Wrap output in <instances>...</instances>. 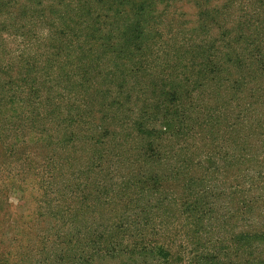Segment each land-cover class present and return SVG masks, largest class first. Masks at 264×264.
I'll list each match as a JSON object with an SVG mask.
<instances>
[{
  "label": "rangeland",
  "instance_id": "obj_1",
  "mask_svg": "<svg viewBox=\"0 0 264 264\" xmlns=\"http://www.w3.org/2000/svg\"><path fill=\"white\" fill-rule=\"evenodd\" d=\"M262 28L264 0H0V81L11 83L0 97V264H137L73 237L125 220L127 243L182 251V264L212 250L188 238L186 199L221 213L246 195L264 201ZM57 53L58 86L41 85L55 99L48 118L29 65L45 75Z\"/></svg>",
  "mask_w": 264,
  "mask_h": 264
},
{
  "label": "trees",
  "instance_id": "obj_2",
  "mask_svg": "<svg viewBox=\"0 0 264 264\" xmlns=\"http://www.w3.org/2000/svg\"><path fill=\"white\" fill-rule=\"evenodd\" d=\"M129 4H130L129 11L133 12V8L135 6L134 1H130ZM137 10H139V12L138 11L136 12V16L138 17V19L136 20L135 24L136 23L138 24V22L141 21L139 17L140 18L144 17V10H148V5L144 9L142 7H139ZM148 12H150V10H148ZM263 33H264V29L262 28L258 31L257 34L260 38H262ZM263 52H264V48L261 51V54ZM59 56L60 53H57L55 54V57L53 56L43 64H40L44 69H46L45 75L43 74V72L37 69V66L35 65L36 63L29 65L30 68L28 67L30 71H34V73L37 74L35 78L33 77L32 83L30 85L31 87L36 86L34 90L35 97L32 101H36L35 104L38 105V111H43V113L45 112L44 116L46 117H48V113L52 112L51 110L52 108H50L49 104L51 103L54 104L55 99L53 97L47 98L46 96H42L41 91L42 89H44V87L41 85L42 84L46 85L45 87L46 92H49L50 90L53 89L52 85L58 86L55 79H53V74L55 73L57 68H60L59 65H61L60 63L62 61ZM65 63H67V61H65L63 64ZM7 67L9 68V66ZM9 72L10 71H8L7 73ZM28 72L29 71H26V73ZM67 81L69 82V86H67L68 89L72 84L75 85L79 84L76 83V80H72V78H69ZM9 84L11 83L8 82V86H6L2 83V81H0L1 98H3V93L5 92L4 90L9 89L10 87ZM220 87H222L226 91L224 86H220ZM78 90L80 91L81 95L86 94L85 86H82L80 84ZM250 91L251 89L249 90V92ZM241 93L243 94V92ZM167 95L171 96V93H167ZM57 98L59 99V97H56V99ZM8 102L23 103L24 101L23 99L13 100L12 98H9V100H7L6 103ZM89 112L91 111L89 110L88 113ZM72 135L73 134H70L68 139L65 141V144L67 145L70 143L69 146L72 150L78 149L76 151H79L78 145L73 142ZM34 139L41 141V139L43 140L44 138L41 136H33L29 138L24 136V141L21 142V144L26 143V145H31L34 142ZM59 142L60 144H63V142L60 139L58 143ZM154 154H156L155 149L153 150L149 148L147 151H145V157L147 158H151L152 156H154ZM55 168L57 167L55 166ZM259 173L261 174V172ZM176 176L177 175H175L174 177ZM158 180H159L158 175L149 176L148 178V182L155 183V182H159ZM189 191L191 192V194L188 195L199 196V191L198 192L195 191L193 187L189 188ZM220 196H222V194H220ZM186 200L190 201V204L186 208V210L187 211L191 210L192 213L191 215L196 217V219H194L193 222L194 228H191L190 232L188 231V238H197L199 241L208 240L210 241V244H213L212 250H207V252H202V250L200 249L198 252L194 254V257L188 255L187 258L188 263L186 264H264V247H259L262 244L260 240L264 237V217H261L260 215L259 216L254 215L257 218L254 217L253 219L250 210V208L252 207H264V201L260 202L259 198L257 197L254 196L249 197L246 195L244 199L235 203V207L229 206L228 209L222 207L221 209H224L225 213H221L217 206L219 202L216 203L214 201L213 203L214 204L216 203V205H208L207 203H205L208 206H206L207 208L203 209V207L200 208L201 204L200 202H198L199 199L198 201H193L190 199H186ZM195 200H197V197ZM182 204H183L182 206H184V204H186V201H183ZM162 205H164V203ZM156 208H160V207H156ZM136 210L138 209L136 208ZM176 211L180 215H182L181 203L179 204V208H177ZM139 212L142 213L141 219H144L145 222L147 223L153 222V219H151L152 214L150 212L141 211V209ZM227 218H229V221H226ZM70 222L72 221L70 220ZM162 223L164 224L166 223V221L164 220V222ZM127 224L128 222L125 220V221L117 222L116 224L112 225V227L109 229L95 228L92 229L93 233L91 235L88 233V236L84 235V233L81 234V230L78 231L76 228L74 229V232H76V234H73V237L76 238L75 241L81 239L80 240L81 245H85V243L94 245L95 246L94 251L96 253L104 251L105 249H108V246H110L114 250V252H116V255L125 256L131 259V261L137 262V264H182L184 258L186 259V256L182 251H178L176 253L171 248L163 244L149 245L150 243H144L143 241L141 243V241L139 240L136 241L135 239L132 238L131 241L127 243L125 241L126 237L122 236L123 232H125L124 226H126ZM202 226L204 229H202ZM214 229L216 230L215 232L213 231ZM254 244H257V246ZM138 248L143 251L139 252V250H137ZM61 250L63 251L64 249ZM79 250L81 254L85 253L84 251L85 248ZM154 253L158 256V258H155ZM97 255L95 254L93 257L97 258L96 257ZM82 258L83 257L80 256L77 257L73 256L71 259H74V262L71 264H83L84 260ZM145 258L147 259L145 260Z\"/></svg>",
  "mask_w": 264,
  "mask_h": 264
}]
</instances>
